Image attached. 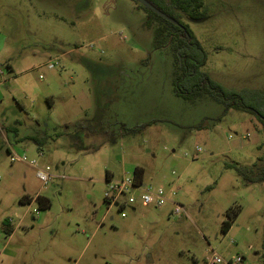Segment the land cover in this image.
Here are the masks:
<instances>
[{"label":"rangeland","instance_id":"obj_1","mask_svg":"<svg viewBox=\"0 0 264 264\" xmlns=\"http://www.w3.org/2000/svg\"><path fill=\"white\" fill-rule=\"evenodd\" d=\"M146 1L187 28L213 81L264 92V0ZM161 18L137 0H0V264H264V178L235 168L264 174L262 126L176 96ZM138 167L170 201L107 204V174Z\"/></svg>","mask_w":264,"mask_h":264},{"label":"trees","instance_id":"obj_2","mask_svg":"<svg viewBox=\"0 0 264 264\" xmlns=\"http://www.w3.org/2000/svg\"><path fill=\"white\" fill-rule=\"evenodd\" d=\"M172 26L169 31L173 39V50L176 53V68L174 79V91L176 96L194 101L204 95L210 96L216 102L224 105V114L230 110H237L253 114L262 126L264 133V92L257 90L243 89L240 91L224 88L216 81H213L209 75L202 70L206 64V54L200 44L194 40L187 28L182 23L174 24L161 18ZM138 126L132 129L136 132L145 127ZM36 143L42 145L44 139H35ZM237 172L248 182L254 183L264 178L260 176H251L245 167H235ZM134 176L138 183H143L144 169L138 167L134 170ZM111 178L108 174L106 179ZM42 208L48 207V202L44 201ZM230 220L223 224V232L226 233L231 228V215L228 212ZM8 236L13 230L7 229Z\"/></svg>","mask_w":264,"mask_h":264},{"label":"built area","instance_id":"obj_3","mask_svg":"<svg viewBox=\"0 0 264 264\" xmlns=\"http://www.w3.org/2000/svg\"><path fill=\"white\" fill-rule=\"evenodd\" d=\"M17 160H24L25 157H16ZM14 160V158H12ZM38 179L47 183L52 177L47 170L38 169L36 173ZM107 189L105 191V201L110 205H119L121 209L127 206L134 207L141 205L142 207L161 208L170 201V196L165 192L163 186L153 187L152 185H144L138 183L134 174L132 176H124L121 179L109 178L106 180ZM139 191L137 195L136 192ZM172 194H174L172 192ZM183 209L177 207L175 212L179 214ZM124 216V214H123ZM242 259L238 257L235 260L225 261L217 254H213L206 264H241Z\"/></svg>","mask_w":264,"mask_h":264},{"label":"water","instance_id":"obj_4","mask_svg":"<svg viewBox=\"0 0 264 264\" xmlns=\"http://www.w3.org/2000/svg\"><path fill=\"white\" fill-rule=\"evenodd\" d=\"M142 6H144L145 8H147L148 10L156 13L157 15L170 20L165 14L161 13L158 9H156L154 6H152L148 1L146 0H137ZM173 21V20H170Z\"/></svg>","mask_w":264,"mask_h":264},{"label":"crops","instance_id":"obj_5","mask_svg":"<svg viewBox=\"0 0 264 264\" xmlns=\"http://www.w3.org/2000/svg\"><path fill=\"white\" fill-rule=\"evenodd\" d=\"M110 176V175H109ZM111 177V176H110ZM138 206V205H137ZM137 206H134L133 209H135Z\"/></svg>","mask_w":264,"mask_h":264},{"label":"flooded vegetation","instance_id":"obj_6","mask_svg":"<svg viewBox=\"0 0 264 264\" xmlns=\"http://www.w3.org/2000/svg\"><path fill=\"white\" fill-rule=\"evenodd\" d=\"M170 21V20H169ZM171 22H173L174 23V21H171Z\"/></svg>","mask_w":264,"mask_h":264}]
</instances>
